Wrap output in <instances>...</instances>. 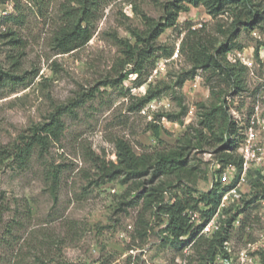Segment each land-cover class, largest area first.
Instances as JSON below:
<instances>
[{
  "label": "rangeland",
  "instance_id": "1",
  "mask_svg": "<svg viewBox=\"0 0 264 264\" xmlns=\"http://www.w3.org/2000/svg\"><path fill=\"white\" fill-rule=\"evenodd\" d=\"M168 1L0 0V264H201L209 246L205 238L211 235L198 234L187 245L173 241L165 230L169 216L164 206L176 195L197 198L217 183L222 191L227 188L214 214L219 226L232 216L236 220L215 259L264 264V193L254 182L232 191L240 147L211 145L207 129L197 146L202 136L196 132L202 128L199 104L218 102L215 86L227 90V108L238 125L233 139L243 143L254 105L259 101L264 106V18L251 27L244 17L236 24L231 11L213 16L204 6L190 5L155 41V50L136 73L133 64H125L119 39L134 43L132 29L145 30L146 17L160 20ZM261 12L264 16V0ZM77 21L90 29L92 38L63 53L56 46L58 32ZM191 29H202L218 47L234 46L228 61L247 69L239 76L241 89L218 83L203 70L180 84L192 67L183 48ZM15 36L24 46L12 42ZM239 56L252 65H244ZM124 72L128 77L119 82ZM150 95L154 97L143 102ZM59 107L73 111L63 115L58 141L46 150L33 148L25 164L5 156L3 150L28 141ZM121 138L136 154L154 160L189 143L188 174L146 185L168 183L163 203L149 205L141 199L127 204L143 191L137 190L138 180L124 183L119 177L101 183L94 156L117 163ZM230 156L234 164H224ZM207 208L200 205L202 216Z\"/></svg>",
  "mask_w": 264,
  "mask_h": 264
},
{
  "label": "trees",
  "instance_id": "2",
  "mask_svg": "<svg viewBox=\"0 0 264 264\" xmlns=\"http://www.w3.org/2000/svg\"><path fill=\"white\" fill-rule=\"evenodd\" d=\"M263 0H169L165 5V14L160 20L146 17V29L140 30L133 28L131 31L132 37L135 38V42L132 43L129 39H119L123 52L126 56L125 64H133L132 71L140 72L143 68V64L148 60L151 55V50H155V41L161 36V34L170 27L176 25L179 15L182 10L187 9L188 6H204L209 13L213 16H219L228 11H231L236 17V24L240 23L242 17L247 19L248 26L255 27L264 18L261 12ZM244 23V22H243ZM15 34V33H14ZM92 38L90 29L83 26L79 21L73 25L70 23L61 28L56 37V46L63 52L68 53L74 51L85 44H87ZM12 42L17 46H24L22 40L15 36ZM183 48L186 52L188 61L192 67L185 72V75L180 80V84H183L188 78L195 77L198 70L208 71L213 77L218 78V83L225 82L226 85L231 88L239 90L242 87V80L239 77L247 69L239 62H229L227 54L234 48L232 44L222 43L217 46V40L210 36L203 34L202 29H191L185 35L183 40ZM170 55V54H166ZM125 69V68H123ZM129 72H124L119 77V82L124 81L128 77ZM226 89L220 88L215 90L213 86L212 93L217 96L218 102L206 106L204 103L199 104L200 109V125L201 129H197V134L202 136V139L197 143V146H202L203 141V129H207L211 133L213 142H209L211 145L221 144V148H239L240 142L238 138H234L237 134V121H235L227 108L226 102ZM154 96L150 95L144 99L143 102L151 100ZM73 111L72 108L59 107L54 112L48 122L37 125L33 134L28 137V141H25L19 146H16V150H3L6 155H12L20 161L21 164H25L28 160L33 148L40 147L42 150L48 149L50 142L58 141L62 135L64 129V121L62 119L65 112ZM186 111H182L181 115ZM170 119L176 121L181 120L180 116H173L168 114ZM154 133L159 135V129L155 128ZM209 139V137L207 138ZM210 141V140H207ZM189 149L188 144H182L175 151L162 153L157 159H153L148 154H136L131 144L125 139H118L116 142V155L117 163L108 162L101 158L100 155L94 156V162L97 169L102 173L101 183H106L123 177L124 183L129 180H135L137 182V190L142 188L143 191L138 192L131 198L127 204L136 205L141 199H144L146 204H161L165 199V192L167 191L165 185L167 182L158 183L154 186H146L147 183H153L163 176H176L181 179L184 175L190 172L188 168V160L186 159V151ZM6 158V157H5ZM233 163V158L230 156L224 160V164ZM238 168L241 167V158L235 162ZM234 164V163H233ZM151 175V179L148 181H142L146 176ZM255 185L260 191L264 193V176L261 180H258ZM227 188L224 189L226 191ZM184 195L187 193L183 190ZM224 191L220 189L219 183L215 187L206 193H203L197 198L193 197H180L175 196L174 200L169 204H166L165 213L168 214V224L166 232L168 237L175 242H180L183 245H187L191 240H194L202 226L193 227L189 218L184 213L187 209L200 210V205L208 207L207 210H202L203 216L207 221L217 211L221 205ZM236 220V216H232L211 235V238H205L209 246L206 249V254L202 256L201 264H210L213 262L217 254L224 249L225 243L230 238V227L233 221ZM186 240H183L187 237ZM264 260V258H263Z\"/></svg>",
  "mask_w": 264,
  "mask_h": 264
},
{
  "label": "built area",
  "instance_id": "3",
  "mask_svg": "<svg viewBox=\"0 0 264 264\" xmlns=\"http://www.w3.org/2000/svg\"><path fill=\"white\" fill-rule=\"evenodd\" d=\"M244 65L251 66L252 62L245 56H239ZM264 89V85L262 86ZM237 121V120H235ZM241 167L237 173V183L231 189L236 192L242 184H249L261 180L264 176V106L257 101L254 105L253 115L250 123L246 126L245 137L240 146ZM233 167V166H231ZM235 175V174H234ZM228 178L227 175L224 176ZM193 227L202 226L199 234L212 235L218 229L217 215H213L207 221L198 210L187 209L185 212ZM227 243V242H226ZM216 258L213 263L218 264ZM178 264H187L179 260ZM219 264H224L219 262Z\"/></svg>",
  "mask_w": 264,
  "mask_h": 264
}]
</instances>
